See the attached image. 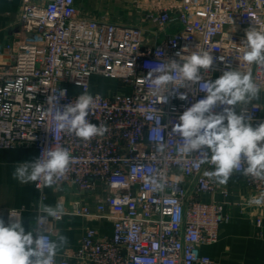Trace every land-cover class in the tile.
<instances>
[{"label": "built area", "instance_id": "built-area-1", "mask_svg": "<svg viewBox=\"0 0 264 264\" xmlns=\"http://www.w3.org/2000/svg\"><path fill=\"white\" fill-rule=\"evenodd\" d=\"M143 20L133 25L87 16L76 0H22L17 36L0 56V147H34L37 158L55 145L67 148L74 160L58 187L85 191L94 198V210L78 198L59 202L65 215L113 224L110 235L86 228L77 248L57 255L56 264H211L201 246L216 242L229 218L225 202L200 199L218 189L206 175L214 166L180 154L172 134L179 116L205 94L196 91L199 84L187 85L178 89L187 99L165 93L167 102L158 103L145 77L161 59L179 62L177 53L187 55L183 49L199 45L214 58L207 72L201 69L205 81L240 68L252 71L264 91V71L249 68L241 48L246 30L264 29V0H152ZM95 75L118 81L108 93L91 94L96 107L87 119L105 124L108 132L85 141L56 131L46 113L53 90L66 91L62 108L89 93ZM243 111L253 127L264 122L262 103L253 101ZM202 151L211 155L206 147ZM245 179L246 202L262 228L264 204L251 199L264 192V182ZM37 190L47 198V187ZM49 219V231L62 220Z\"/></svg>", "mask_w": 264, "mask_h": 264}, {"label": "clouds", "instance_id": "clouds-1", "mask_svg": "<svg viewBox=\"0 0 264 264\" xmlns=\"http://www.w3.org/2000/svg\"><path fill=\"white\" fill-rule=\"evenodd\" d=\"M242 60L251 68L264 71V29L251 27L245 32ZM187 55L177 53L179 62L161 59L151 68L146 83L150 84L149 94L158 98V103H166L165 93L178 94L181 100L186 93H178L180 87L199 84L197 92L205 95L187 108L180 116L179 123L172 127V134L178 137L177 150L185 157H194L195 163L209 164L214 170L206 172L220 184H226L235 172L245 177L264 182V122L253 127L252 117L244 114L246 105L260 99L261 88L253 78L252 71L225 70L214 80H204L201 69L213 65L211 51L200 48ZM158 57H162L157 53ZM66 95L60 90L48 98L46 113L56 131L89 141L102 137L108 132L105 124L91 123L87 117L96 107L93 95L84 92L68 105L58 107L59 100ZM217 106L223 111L216 113ZM255 107V105H254ZM241 109L238 114L236 109ZM156 112H159L155 109ZM159 122V117H154ZM166 145L158 148L164 150ZM210 150L211 155L202 149ZM198 153V155H193ZM74 157L59 145L41 152L33 162L15 165L13 179L21 184L36 183L42 192L45 187L59 190L58 186L66 178ZM160 186V185H158ZM38 201V214L33 222L34 230L25 231L22 215L15 209L9 212V223L0 219V264H56V256L68 244V238L59 230L49 231L50 219L59 220L66 214L62 203L55 206ZM256 205L264 204V192L251 199ZM35 232V235H34Z\"/></svg>", "mask_w": 264, "mask_h": 264}, {"label": "crops", "instance_id": "crops-1", "mask_svg": "<svg viewBox=\"0 0 264 264\" xmlns=\"http://www.w3.org/2000/svg\"><path fill=\"white\" fill-rule=\"evenodd\" d=\"M83 1L85 3H83ZM77 6L84 10L82 14L91 17H105L124 24L140 25L152 0H76ZM22 0H0V56L6 53V45L17 36L18 19ZM80 9V8H79ZM112 13V14H111ZM111 14V18L108 16ZM264 107V91L260 99ZM38 152L34 147L4 149L0 147V219L9 223V211L21 209L25 231H33L34 220L38 214L40 193L35 183L21 184L13 179L15 165L33 162ZM218 189L215 193L200 196L205 202L223 201L227 205L228 220L220 225L218 239L211 244H203L201 252L210 257L211 264H264V216L262 228H258L252 204L246 202L250 188L245 177L235 172L226 184L215 179ZM59 190L48 188L44 203L55 206L57 202L71 203L78 198L88 203L94 210V198L85 191L62 185ZM78 197V198H77ZM113 224L105 218L87 219L82 216L65 215L62 220L53 223V231L59 230L68 238L67 246L57 255L71 252L88 227L96 228L101 234L110 235Z\"/></svg>", "mask_w": 264, "mask_h": 264}, {"label": "rangeland", "instance_id": "rangeland-1", "mask_svg": "<svg viewBox=\"0 0 264 264\" xmlns=\"http://www.w3.org/2000/svg\"><path fill=\"white\" fill-rule=\"evenodd\" d=\"M83 3H85V2L83 1ZM79 8H80V11L84 10L81 6ZM111 14L108 16L109 18H111ZM91 81H92V88H91L89 94H94V93H98V92L99 93H108V92L114 90L118 85L117 80H114V79H111L108 77H104V76H100V75L93 76Z\"/></svg>", "mask_w": 264, "mask_h": 264}]
</instances>
